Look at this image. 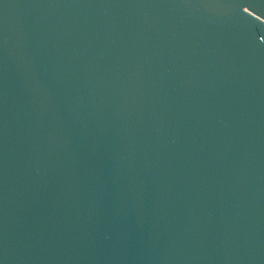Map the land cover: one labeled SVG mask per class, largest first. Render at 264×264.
I'll return each instance as SVG.
<instances>
[{"label":"water","instance_id":"water-1","mask_svg":"<svg viewBox=\"0 0 264 264\" xmlns=\"http://www.w3.org/2000/svg\"><path fill=\"white\" fill-rule=\"evenodd\" d=\"M0 264H264V0H0Z\"/></svg>","mask_w":264,"mask_h":264}]
</instances>
